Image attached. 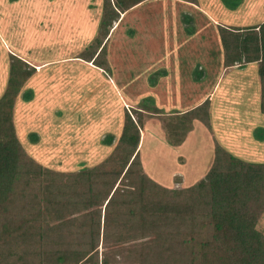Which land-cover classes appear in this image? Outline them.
Wrapping results in <instances>:
<instances>
[{"label":"trees","instance_id":"16d2710c","mask_svg":"<svg viewBox=\"0 0 264 264\" xmlns=\"http://www.w3.org/2000/svg\"><path fill=\"white\" fill-rule=\"evenodd\" d=\"M145 1L102 0L96 34L77 58L108 74L113 24ZM182 22L187 30L192 18L184 14ZM217 33L223 67L257 64L258 109L264 115V22L219 25ZM34 73L26 61L8 54L0 97V264H264V233L258 228L264 163L243 161L214 140L206 175L186 188H166L140 161L145 118L158 119L169 143L180 146L194 121L210 128L208 99L173 116L146 106L124 108L117 139L106 135L102 141L113 147L107 157L93 167L60 172L27 155L15 132L13 107ZM196 73L200 81L203 72ZM24 94L25 101L31 99V91ZM29 137L37 139L34 133Z\"/></svg>","mask_w":264,"mask_h":264},{"label":"crops","instance_id":"0c3cea01","mask_svg":"<svg viewBox=\"0 0 264 264\" xmlns=\"http://www.w3.org/2000/svg\"><path fill=\"white\" fill-rule=\"evenodd\" d=\"M238 1L237 6L233 9L230 6H234V3L232 4L230 0L227 2H223V0H197V4L195 5L179 0H147L137 5L126 14L121 15L119 21L113 24L109 33L106 50V61L109 69L107 74L102 69L95 67L92 63H87L77 58L96 34L101 19L102 0H17L14 2L10 0H1L0 97L5 89L4 85L6 84V76L8 74V54H14L26 61L33 68L40 67L41 70L46 71H54L55 69L67 68L73 64H77L81 66V71L87 72L80 78H78V76H72V80L77 78L79 83L83 81L81 79L83 77H88L85 84L89 83L90 79H92L90 74H92V72L96 73L93 75L98 78L92 79L93 88L98 86L108 87L105 96L109 98V103H114L115 105H117L118 102V85L125 86L126 88L125 99L123 96L121 97V99L126 102L129 97L132 102L135 97H137V99H145L148 95H151V97L155 99L154 106H156V110H158V112L161 110L160 113L163 116L184 114L208 99L210 102V121H212V118L213 120L214 118H219L221 112L224 113V111L226 112V109H228L224 107L223 104L225 102L226 106L228 105L230 89L228 90L227 88V90H224L220 87L225 84L229 85V83L231 84L234 80H240L243 74L242 69L244 70V68L256 67L254 72L257 71L256 63L246 64L241 67L235 65L227 68L223 67L222 64V51L219 44L218 33L217 31L214 33L213 23H220L222 26L226 27L244 28L256 26L264 22V0ZM150 3H153V6H150V9L148 8L149 10H147V8L144 10L142 9L143 7H149ZM79 7L81 9L78 13L77 9H79ZM210 8H212V10L217 8V17L214 14L213 17ZM169 9L170 11L172 10L171 15H169ZM173 11L174 13L176 12V14H174ZM199 11L202 13H199ZM62 12L70 16L71 14H77L76 18H78V20L72 22L75 25L72 27L68 25V27L69 31L72 32L73 30V33H77V37L83 40V45L81 49H78V52L76 54L74 53L75 55L73 54L70 58L64 56L67 50L62 49V53L61 51L60 53L64 57H54L46 61H39L37 60V51L38 46L43 44V40L56 38L55 35L58 33L57 31H59V29L63 31L64 29H68V27L64 25L65 19L63 20L64 22H60L61 20L58 21V27L55 28L54 24L57 21V16ZM35 13L36 16H34ZM184 14L192 18L193 26L192 31L189 33L185 30V25L182 22V15ZM31 16L34 17L33 20H30V18H32ZM65 16H63V18H65ZM70 16H68V20L72 18ZM234 23L239 25H230ZM40 24L44 26H39ZM212 33L214 34L213 39L217 42L216 49L218 52L216 55H214V41L210 39ZM122 35L125 36L124 42ZM17 39L20 40L19 45L18 42H15ZM59 39H65L64 35L59 36ZM116 40H118V42H116ZM177 40L180 42L177 43ZM21 42L26 43L22 49L20 47L22 46ZM193 43L196 47L192 46ZM132 44L137 50L144 49L143 58L134 59V51H131L133 48V46H131ZM174 44H176V46H174ZM199 47L202 49L201 54L199 53L200 56L197 55ZM145 50L148 51L146 52ZM51 51L54 53L55 49L52 48ZM57 53L59 54V52ZM56 56L58 55L56 54ZM138 64L140 65L137 66ZM119 70H123L121 73L124 72L123 74L125 77V81H121L120 83H118V79H121ZM113 71L117 73L116 78L114 77ZM144 71L146 73L141 75ZM156 71L161 72L157 84H148V87H155V90L151 89L148 92H143V94H141V92L139 94V92L134 90L136 87L145 89L147 85L144 86L141 80L144 79L147 81L146 78L150 76L149 74L151 72L155 73ZM196 71H202L204 73L200 81L196 80V77H198ZM37 73L38 72H35V75L28 81L37 79L35 77ZM130 73L132 78H130ZM46 74L49 78L48 72ZM255 75L257 76V73ZM230 77L234 80L231 81ZM140 82L141 85L139 86ZM45 83L47 85L48 81ZM85 84H83L84 87ZM256 84L258 92V80ZM210 87H214V89L215 87L217 88L212 91L209 89ZM199 89H201L200 94ZM30 91L31 96H37L36 92L34 95V90ZM94 91V94L98 93V91ZM23 94L24 92H21L18 95L17 101H25V96H27V94ZM156 94H158L159 97H157ZM93 103L95 105V101H93ZM89 105L91 106V103H89ZM142 108L145 109V106H142ZM228 113H230V111L226 112L227 115H229ZM229 117L231 116L229 115ZM200 124L201 123L197 121L193 123L198 129H201ZM147 129L151 130L152 135H154V133H156V135L158 134L149 124L145 123L142 130L145 131ZM33 133L35 134L36 132ZM189 134H191V132ZM35 135L37 136L38 134L36 133ZM37 139L35 143L28 144L30 146H35ZM160 140L161 138L157 141L160 142ZM102 141L103 140H101V143L103 144ZM157 141H155L154 144H156ZM189 142L190 138L188 135L182 145L174 147L177 153V164H184L181 158L186 157L183 155L182 151H179L187 147ZM211 144L213 146V143ZM179 173L180 176L178 178L182 179L186 177L184 172Z\"/></svg>","mask_w":264,"mask_h":264},{"label":"rangeland","instance_id":"374dc122","mask_svg":"<svg viewBox=\"0 0 264 264\" xmlns=\"http://www.w3.org/2000/svg\"><path fill=\"white\" fill-rule=\"evenodd\" d=\"M230 2L233 4L239 1L230 0ZM150 6H153V3H150L149 7H143L142 9L144 10L147 8V10H149ZM80 9V7L77 9L78 13ZM210 10H212V8H210ZM211 12L212 15L218 16L217 8L213 9ZM169 13V15H171L172 10ZM199 13L202 12L199 11ZM174 14H176V12ZM76 15L77 14H71L70 16L63 12L59 13L58 16L56 15L57 21L54 24L55 28L58 27L57 22L60 20V22H64V19L65 27H68V25L72 27L75 25L72 22L78 20ZM34 16H36V13ZM63 16H65V18H63ZM68 16L72 18L68 20ZM31 19L33 20L34 17L30 18V20ZM41 25L42 27L44 26L43 24L39 26ZM219 25L221 24L216 22L213 23L214 33L217 31V26ZM230 25L237 26L239 24L234 23ZM18 26L20 27L19 24ZM191 26H193V24H191ZM191 26L188 25L186 31H190ZM69 27L68 29H64V31L59 29V31H57L58 33L55 35L56 38L43 40V44L38 46L37 60L46 61L54 57L64 56L70 58L74 53L76 54L78 52V49H81L83 40L77 37V33H73V30L72 32L69 31ZM63 35L65 39H59V36ZM210 36V39H212L211 41H214V55H216L218 52L216 49L217 42L213 39V33ZM122 38L124 42L125 36ZM15 42H18L19 45L20 40L17 39ZM116 42H118V40H116ZM179 42L180 41L177 40V43ZM21 45L20 47L22 49L26 43L21 42ZM131 46H133L131 51H134V59H141L144 57V49L137 50L133 44ZM174 46H176V44H174ZM192 46L196 47L194 43ZM52 48L55 49L54 53L51 51ZM62 49L67 50L64 56L61 55ZM145 51L147 52L148 50ZM57 52H59V54ZM201 52L202 49L199 47L197 55L200 56L199 53L201 54ZM55 53L58 56H56ZM139 65L140 64L137 66ZM34 69L35 72H38L35 76L37 79L34 77V81H28L20 93L26 92L27 90H34V95L37 93V96H32L28 101L22 100L23 102L17 101L16 98L13 107V123L17 138L24 151L45 168L60 172H75L86 167L95 166L97 163L103 161L113 148L112 146L103 145L101 140H103L106 135H112L117 139L121 130L122 109L132 110L146 106L152 109L149 110V112L156 110V106H154L155 99L151 97V95H148L145 99H137V97H135V101L133 100L132 102L130 97L127 102L121 99L122 96L125 99L126 88L120 85L117 87L119 91L117 95V105L109 103V98L105 96L108 87L98 86L93 88L92 79L98 78L93 75L96 73L92 72V74H90L92 79H90L91 82L89 81L87 84H85V82H87L88 77L81 78L83 80L80 81L81 83L77 81V78L72 80V76H78V78H80L87 73L81 71V66L77 64H73L67 68L55 69L54 71L41 70L40 67ZM255 69L256 67L242 69L244 76L242 74L240 80L237 78V80H234L230 77L231 81H235L231 82L232 85L229 83L230 88L227 84L224 86L222 85L223 88L222 86L220 87L224 90H227V88L228 90L230 89L228 105L226 106L224 102L223 106L228 108L226 112L230 111L228 114L231 117L224 111V113L221 112L219 118H214V120L212 118V121H210V128L200 124L201 129H198V127L196 128L195 125H193L190 131L191 134H188L190 138L189 144L179 151H182L183 155L186 157L181 158V161L184 162L183 165L177 164V153L174 150L175 146L170 144L166 139V135L161 130L159 120L155 118H145V123L149 124L158 134L156 135V133H154V135H152L150 129L141 131L139 158L144 172L151 179L162 184L166 188H186L197 183L206 175L212 165L214 145L212 146L211 143H214V140L224 148L225 151H228L230 154L243 161L249 163H264V115H262L258 109V92L256 84L258 79H256L257 76L255 74L257 71L254 72ZM122 71L123 70H119L121 79H118V83L125 81L124 72L121 73ZM47 72L49 78L47 77ZM145 73L144 71L141 75ZM113 74L116 78L117 73L113 71ZM149 75L150 76L146 78L147 81L144 79L141 80L144 86L147 85V87L148 84H157L161 72H151ZM130 78H132L131 73ZM7 80L8 74L6 76L4 88H6ZM46 81H48L47 85L45 83ZM83 84H85V87ZM140 85L141 82L139 83V86ZM147 87L145 89L136 87L134 90L139 92V94L140 92L143 94V92L156 89L155 87ZM216 88L217 87H215V89L214 87H210L209 89L213 91V89L216 90ZM94 90L98 91V93L94 94ZM200 91L201 89H199V94ZM156 95L159 97L158 94ZM93 101H95V105ZM89 103H91V106ZM155 112L159 113V115L161 114V110H159V112L156 110ZM33 132L38 134V139L35 146H30L28 143H35L33 138L29 137ZM159 138H161L160 142L157 141ZM155 141H157L156 144H154ZM179 172H184L186 177L182 179L178 178L180 176ZM258 228L264 233V213L259 221ZM98 249L99 252L105 251V248L100 246H98ZM117 260H119V258H117Z\"/></svg>","mask_w":264,"mask_h":264}]
</instances>
